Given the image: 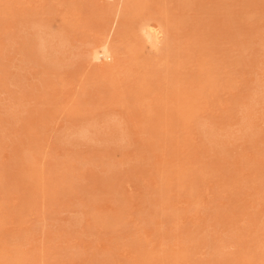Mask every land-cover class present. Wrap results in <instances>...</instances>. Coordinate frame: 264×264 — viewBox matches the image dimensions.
<instances>
[{"label":"rangeland","instance_id":"rangeland-1","mask_svg":"<svg viewBox=\"0 0 264 264\" xmlns=\"http://www.w3.org/2000/svg\"><path fill=\"white\" fill-rule=\"evenodd\" d=\"M0 264H264V0H0Z\"/></svg>","mask_w":264,"mask_h":264},{"label":"bare ground","instance_id":"bare-ground-1","mask_svg":"<svg viewBox=\"0 0 264 264\" xmlns=\"http://www.w3.org/2000/svg\"><path fill=\"white\" fill-rule=\"evenodd\" d=\"M108 51V52H107ZM107 51H104L103 50V52H100L98 55L99 56H101V57H106V58H108L110 55H109V53H110V51L109 50H107ZM177 117V116H176ZM183 121V120H182ZM185 123V122H184ZM172 124H174V123H172ZM177 126V125H176ZM162 131V130H161Z\"/></svg>","mask_w":264,"mask_h":264}]
</instances>
